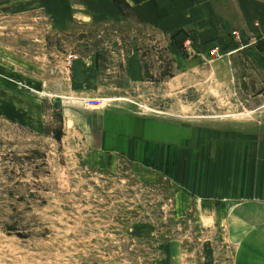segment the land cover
<instances>
[{
	"label": "rangeland",
	"instance_id": "374dc122",
	"mask_svg": "<svg viewBox=\"0 0 264 264\" xmlns=\"http://www.w3.org/2000/svg\"><path fill=\"white\" fill-rule=\"evenodd\" d=\"M126 12L131 22L59 29L46 0H0V264H171L170 242L173 264H234L237 231L175 215L176 182L165 167L135 165L136 150L111 169L93 165L90 134L106 123L133 129L127 116L187 127L197 175L216 160L213 171L231 175L234 140L264 124V38L255 70L246 53L219 49L224 60L210 54L180 72L173 35ZM131 45L141 50L138 82L125 65ZM96 51L99 84L75 83V61ZM176 162L184 176L182 153Z\"/></svg>",
	"mask_w": 264,
	"mask_h": 264
},
{
	"label": "crops",
	"instance_id": "0c3cea01",
	"mask_svg": "<svg viewBox=\"0 0 264 264\" xmlns=\"http://www.w3.org/2000/svg\"><path fill=\"white\" fill-rule=\"evenodd\" d=\"M124 1L127 4L124 12L114 0H46V4L53 23L59 29L66 28L71 22H131V15L126 12L130 9L134 22L153 27L165 35H173L170 52L180 72L196 68L202 59L211 56L210 50L215 46L223 55L228 50L246 53L255 70V61H258L253 56L257 49L255 44L264 38V0ZM77 2L82 3L81 7ZM140 51L138 46L131 45L125 56L129 76L136 82L142 80ZM193 51L196 55L186 58L184 54ZM223 55L215 60H224L220 59ZM97 62L95 55L78 57L73 67L75 83L95 88L99 84ZM113 116L121 118L125 114L114 113ZM124 119H134L133 129L121 128L122 122H119V128L106 123L101 130H91L93 165L111 169L118 158L130 157L132 150H136L141 157L134 160L135 165L142 170L148 165L165 167L169 178L176 182L173 197L175 215L193 211L197 221L207 227L237 231L239 240L234 264H264V124L258 134L250 133L247 128L241 140H234L239 160L232 163L237 156L231 153L232 161L228 166L231 175L224 178L213 171L217 160L209 162V166L206 161L201 163L202 175H197V162L193 160L196 153L192 148L197 140L191 129L146 117L127 116ZM159 127L166 130L160 131ZM155 128L159 130L157 133H154ZM236 134L240 131L237 130ZM108 143L112 145L108 146ZM225 143L223 148L228 147ZM207 144L208 141L204 143ZM181 153L185 158L184 176L176 172L179 165L176 158ZM162 158H165L164 163ZM170 245L172 248L168 249V254L173 264L176 244L170 242Z\"/></svg>",
	"mask_w": 264,
	"mask_h": 264
},
{
	"label": "trees",
	"instance_id": "16d2710c",
	"mask_svg": "<svg viewBox=\"0 0 264 264\" xmlns=\"http://www.w3.org/2000/svg\"><path fill=\"white\" fill-rule=\"evenodd\" d=\"M115 1V3L120 7V9L124 12L125 11V8H126V3H125V1L124 0H114ZM95 56H96V58H97V61L99 62V60H100V52H98V51H96L95 52Z\"/></svg>",
	"mask_w": 264,
	"mask_h": 264
},
{
	"label": "built area",
	"instance_id": "2783aa9c",
	"mask_svg": "<svg viewBox=\"0 0 264 264\" xmlns=\"http://www.w3.org/2000/svg\"><path fill=\"white\" fill-rule=\"evenodd\" d=\"M235 33H237V31H236ZM219 49H220V48H219L218 46L213 47V48L210 50V54H211L212 56H218V57H221V53H220ZM69 57H71V59H72V58L74 57V55L70 54Z\"/></svg>",
	"mask_w": 264,
	"mask_h": 264
}]
</instances>
